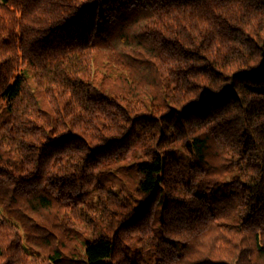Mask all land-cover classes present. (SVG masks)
I'll return each mask as SVG.
<instances>
[{
	"label": "trees",
	"instance_id": "16d2710c",
	"mask_svg": "<svg viewBox=\"0 0 264 264\" xmlns=\"http://www.w3.org/2000/svg\"><path fill=\"white\" fill-rule=\"evenodd\" d=\"M0 205V264H264V0H0Z\"/></svg>",
	"mask_w": 264,
	"mask_h": 264
},
{
	"label": "rangeland",
	"instance_id": "374dc122",
	"mask_svg": "<svg viewBox=\"0 0 264 264\" xmlns=\"http://www.w3.org/2000/svg\"><path fill=\"white\" fill-rule=\"evenodd\" d=\"M137 152H138V153H141V147H138ZM130 155H131V154H130ZM130 155H128V156H130ZM0 213H1L2 216H4L5 218H7L12 224L18 226L19 229L21 230V233H22L23 237H24V233H23V228H22V226H21V225L15 220V219L10 218L9 216H7L6 211H4V209L2 208L1 205H0ZM0 263H1V262H0Z\"/></svg>",
	"mask_w": 264,
	"mask_h": 264
}]
</instances>
